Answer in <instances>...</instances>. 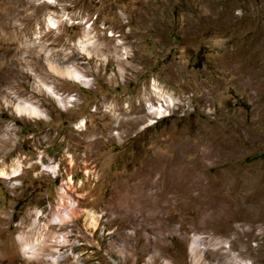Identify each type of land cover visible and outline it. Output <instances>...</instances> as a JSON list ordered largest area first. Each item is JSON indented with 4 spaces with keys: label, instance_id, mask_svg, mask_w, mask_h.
Returning <instances> with one entry per match:
<instances>
[{
    "label": "rangeland",
    "instance_id": "rangeland-1",
    "mask_svg": "<svg viewBox=\"0 0 264 264\" xmlns=\"http://www.w3.org/2000/svg\"><path fill=\"white\" fill-rule=\"evenodd\" d=\"M157 159L180 164L144 175ZM17 165L0 264H264V0H0V171ZM237 169L258 184L241 238L214 222Z\"/></svg>",
    "mask_w": 264,
    "mask_h": 264
},
{
    "label": "bare ground",
    "instance_id": "bare-ground-1",
    "mask_svg": "<svg viewBox=\"0 0 264 264\" xmlns=\"http://www.w3.org/2000/svg\"><path fill=\"white\" fill-rule=\"evenodd\" d=\"M58 22L59 21L47 19L46 24H48V27L56 28V25L59 24ZM38 30L40 33L41 29L38 28ZM86 42L87 43L81 42L80 48L82 49V51L87 53V55L89 56V50L88 49L90 48L91 44L89 43L88 40ZM239 66H241V64ZM51 70L55 71L61 77H67V78L75 79L76 81L87 84V80L85 79V77L82 76L80 73H78L74 68L65 69V70H57L55 68H51ZM159 91L160 90H156V88L152 87V97L156 101L157 107H155L152 103H150L148 101H146V103H145L147 110H148V113L149 114L153 113L158 118L163 113L162 103H167V101L170 102V100L166 96H164L162 93H160ZM60 101H61V103L64 104V101L62 99ZM107 109L108 108H106V110ZM15 111L17 112L18 115L40 116L37 109L32 107V106H29L28 104L22 105V106L17 105L15 107ZM74 128L77 132L83 133L87 129L85 119H80L77 123H75ZM215 141H217V140H215ZM219 145H221V144L219 143ZM220 148H221V146H219L218 149H220ZM178 150H179V152L180 151L183 152V148H180ZM226 152L228 154L231 153V151H226ZM178 164H180L179 159H177L175 161L174 165H171L170 163H168V161L166 159H157V160L151 161L149 163V165H148L149 167L146 168V172L144 173V175L148 176V175H151L156 170L162 169L163 173H164L163 175L168 176L172 172V169ZM31 167H32V165H29L27 168L29 169ZM49 170L54 172V170L52 168H50ZM19 172H20V169H19L18 165L15 168H13L10 173H6V172H3L1 170L0 171V178L13 180L14 177L18 176ZM243 173H244V171L241 172L240 169H237L231 173L232 177H231V181L228 185H223V184L219 183V186H220L219 188H223V186L227 187V189L230 191V193H232L233 198L231 199V202L229 205H218L217 206V208H216L217 214H216V217L214 220V222H216V227H219L220 229L225 228L229 224L233 223L234 228L232 230L235 232L234 235H237L240 238L246 237V236L249 237L250 231H248L249 229L245 230V227L248 228L250 226L249 224L251 222L255 221V219L251 215L249 209L251 207H253L252 205H253L254 200H255L254 197L252 196V187L254 188L258 185V184L257 185L253 184L251 179H249V176H247ZM87 176L90 179V173L88 171H87ZM69 182H71V181L69 180ZM261 188H263V187H261ZM142 189H144V188H141V190ZM165 190H167V189H165ZM162 194H163V192L161 193V195ZM259 205H261V203ZM68 206H69V208H73L74 203L70 202L68 204ZM66 217H67L66 213L64 215L54 214L51 216V220L52 219L58 220V222L61 223L62 222L61 219L64 220ZM87 220L89 221V224L94 228V226L96 225V221H97L96 216L93 215L92 213H88L87 214ZM42 243H44L43 239L36 238L35 241H33V242L24 243L21 246L20 251L23 255L29 256L28 258L39 257L42 254L41 253ZM200 245L201 244H199V243H193L191 246V253L196 258H200V256H201L200 251L203 250L202 248H200ZM50 259L52 262H54L53 258L50 257ZM228 264H237V261L234 259H230V261H228Z\"/></svg>",
    "mask_w": 264,
    "mask_h": 264
}]
</instances>
